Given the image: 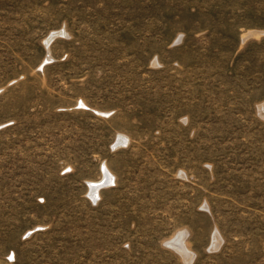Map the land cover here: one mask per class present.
Listing matches in <instances>:
<instances>
[{
	"label": "rangeland",
	"instance_id": "rangeland-1",
	"mask_svg": "<svg viewBox=\"0 0 264 264\" xmlns=\"http://www.w3.org/2000/svg\"><path fill=\"white\" fill-rule=\"evenodd\" d=\"M0 264H264V0H0Z\"/></svg>",
	"mask_w": 264,
	"mask_h": 264
},
{
	"label": "bare ground",
	"instance_id": "bare-ground-1",
	"mask_svg": "<svg viewBox=\"0 0 264 264\" xmlns=\"http://www.w3.org/2000/svg\"><path fill=\"white\" fill-rule=\"evenodd\" d=\"M48 43L49 41L46 43L47 46H48ZM125 142H126V137H123V136L119 137L116 140L114 146H118ZM101 171L103 175L102 180L100 179L99 181H96V182H91V183L89 182L90 196L94 199H96L97 192L99 191L100 188H102L103 186H106V184H108L109 182H113V175L110 173V171L105 165H102ZM185 238H186V235L183 232H178L171 240H168L167 246H169L170 248L178 252L179 255L183 257L185 262H190L193 258V255H192V252L187 249L184 243ZM212 242L214 243L213 246L219 244V236L216 231L212 235Z\"/></svg>",
	"mask_w": 264,
	"mask_h": 264
}]
</instances>
